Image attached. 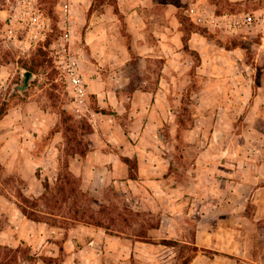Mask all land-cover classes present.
Masks as SVG:
<instances>
[{"label": "crops", "instance_id": "obj_1", "mask_svg": "<svg viewBox=\"0 0 264 264\" xmlns=\"http://www.w3.org/2000/svg\"><path fill=\"white\" fill-rule=\"evenodd\" d=\"M61 1L62 10L77 14L67 16L66 21L82 26L84 39L92 47L93 54L87 52L86 56L93 65L85 73L99 101L118 105L142 94L148 101L156 95L154 103L159 101L157 96L165 90L164 81L169 83L167 66L161 71L155 91L149 90V79L144 77L132 84L133 95L124 91L131 83L130 77L123 79L120 74L128 73L127 63L136 55L142 60L173 57L175 63L182 65L181 58H177L182 55L185 29L178 15L179 6L170 0H116V4L111 0ZM185 1L194 22L209 30L205 35L194 29L188 39L190 48L197 51L200 58L194 72L203 80L200 92L204 95L198 98L199 104H205L201 116L212 124L206 143L183 147L164 145L167 134L159 127L153 131L156 137L148 139L145 131L149 132L158 121L156 118L140 123L139 120L146 119L136 116L130 125H123L117 119L101 123L98 118L95 122L91 118L93 144L86 156L77 154L70 162L72 170L81 175L86 189L93 190L98 183L117 189L125 185L131 207L141 209L143 215L157 212L160 223L146 228L145 236L130 238L128 231L109 232L105 226L92 222L67 228L34 221L19 207L9 224L15 240L20 237L17 245L12 244L14 247L28 243L32 253L39 254L36 242L43 238L44 232L51 231L63 233L62 238L53 241L57 248L52 246L50 251L54 258L63 255L61 264H132L133 260L134 264H166L170 260L164 251L161 254L159 251L167 246L162 241L165 239L247 258L253 233L264 234V72L260 69L264 63V31L252 52L242 45L230 47L227 40L219 41L214 31L229 30L219 20L224 14L239 13L217 12L214 0ZM258 10H264V5ZM6 11L2 8V12ZM125 36L129 45L123 43ZM238 37L247 39L245 35ZM6 64L16 62H0V72L5 71ZM133 103L138 102L134 99ZM137 107L134 106L135 113L139 110ZM9 116L7 112L1 121ZM243 118L254 122L253 128L246 131L252 139L248 144L231 143L243 134L233 130L230 122ZM161 119L165 123V118ZM174 125L169 138L178 141V128ZM5 149L7 145L2 151ZM180 151L183 154L177 157L175 153ZM127 157L137 160L136 167H131ZM138 202L147 207H140ZM249 205L254 209H249ZM231 217L241 219L234 223ZM195 219L197 225L192 223ZM188 235H193L194 239L189 240ZM2 243L0 240V245ZM155 247L157 255L150 252ZM135 249L142 251L137 253ZM195 259L188 264H194ZM42 263L51 264L44 258Z\"/></svg>", "mask_w": 264, "mask_h": 264}, {"label": "rangeland", "instance_id": "obj_2", "mask_svg": "<svg viewBox=\"0 0 264 264\" xmlns=\"http://www.w3.org/2000/svg\"><path fill=\"white\" fill-rule=\"evenodd\" d=\"M62 2L0 0V62H16L6 64L8 67L4 72H0V109L8 98L7 112L10 113L8 119L4 121H1L3 116H0V240L3 241L0 247V264H43V257L50 256L51 248L54 247L53 241L63 236V233L44 232L43 238L36 242L37 250L41 253H35L33 261L26 263L22 255L25 251L29 254V245L20 243L14 247L12 244L17 245L20 237L15 240L14 231L9 228L10 220L16 217L22 198L30 199L36 204L34 208L42 209L46 215V220L42 221L50 225L68 228L91 221L92 216L94 221L102 223L109 232L115 229L124 230L128 231L130 238H137L146 235V228L156 227L160 223L161 217L156 211L153 215H143L141 209L135 210L131 207L125 185L117 189L109 184L98 183L93 190L86 189L81 175L73 171L71 166V171L66 168V162L68 160L71 162L73 157L68 151L88 150L93 144V130L91 131L90 127L93 125L92 119L95 122V118H98V122L101 123L117 119L125 125L136 116L146 119L144 122L139 120L140 123H147L149 118L151 120L156 118L157 124H153L149 132L145 131L146 137L148 139L156 137L153 131L156 132L159 127L160 130L165 129L164 132L167 134L164 145L180 147L191 143L205 144L207 132L212 125L201 116L205 104L198 102L199 96L204 95L200 92L202 77L199 73H194L196 63L199 61L198 56L184 47L182 55L177 58H181L182 65H179L178 61L175 63L173 57H151L142 60L136 55L127 63L128 73L120 74L123 79L127 75L130 77L131 83L124 91L133 95L132 84L139 83L144 77L149 79L147 82L149 90L155 91L161 71L167 66L166 75L169 77V83L164 81L165 90L157 96L160 98L159 101L156 100L154 103L156 95L154 100L148 101L144 94L134 98L137 104L133 103L134 99H126L123 104L118 105L103 104L99 101L97 92L89 87L90 82L85 73L93 65L86 56L87 52L93 54L92 47L84 39L83 27L66 21L67 16L77 14L62 10ZM180 2L183 9L188 7V1ZM214 2L218 5L215 9L217 11L233 9V12L239 14H256L262 11L258 8L264 5V0H239L236 3H231L230 0H214ZM29 4L33 9L32 17H38L36 22L32 21V17L28 18ZM2 8L7 11L2 12ZM42 19L46 20L45 27L39 25ZM263 31L264 24H258L244 25L231 31L225 29L214 31V34L219 41L227 40L228 43L235 37L245 35L249 50L252 52L256 49ZM123 43L129 45L126 36ZM93 59L96 60V56H93ZM36 62H45V65L36 67L29 86L24 87L22 74L24 69H28L24 65ZM72 64L84 77L86 83L84 97L79 95L71 80L69 68ZM192 80H195V90H190L185 95V88L193 82ZM136 105L139 109L137 113L134 109ZM146 113L148 115H140ZM161 118H165V123ZM174 124L178 128V141L169 138V135H173ZM230 124L233 130L243 134V137L238 140L234 138L231 143H250L252 137H249L246 131L253 128L254 122L243 118ZM260 125L261 123L256 124V127ZM195 136L198 139H195ZM192 139L194 141H191ZM107 142L111 144L109 140ZM153 142L158 143L157 140ZM4 145H7V150L2 151ZM182 154L181 151L175 153L177 157ZM46 181L51 184L47 190ZM201 191L205 194L204 190ZM27 204L30 206L31 202ZM138 204L140 207H147L141 202ZM250 208L254 209V206L249 205ZM84 212L86 216H83ZM240 219L230 218L234 223ZM192 223L197 225V219ZM188 239L193 240V235H188ZM263 240L264 234L253 233L247 258L217 249L201 248L180 240H176L177 242L172 245L168 241L167 246L161 247L159 251L160 254L164 251L165 257L170 260V263L166 264H188L194 258H196L194 264H258L255 261L264 264ZM57 241L58 239L56 243ZM156 248L150 249V252L157 255ZM135 251L140 253L142 250ZM134 252L132 257L135 259ZM62 257L63 255L58 257L53 264H61ZM173 259L175 261H171ZM134 263L135 260L132 264Z\"/></svg>", "mask_w": 264, "mask_h": 264}, {"label": "trees", "instance_id": "obj_3", "mask_svg": "<svg viewBox=\"0 0 264 264\" xmlns=\"http://www.w3.org/2000/svg\"><path fill=\"white\" fill-rule=\"evenodd\" d=\"M112 1L116 4V0H112ZM175 3L179 6L178 15H179V18H180V20L182 22L183 28L185 29V34L183 35L184 48L186 50H191L193 53L197 54L198 60H199L200 58H199L198 52L195 51V50H193V49H191L190 46H189V43H188L189 34L191 33L192 30L195 29V30L200 31L201 33H203L205 35H208L209 34V30L206 27L201 26V25H199V24H197V23L194 22V20L192 19L190 13L187 11V9H183V6H182L180 0H177V2H175ZM116 9H117V7H116ZM231 11L233 12V9ZM217 12L223 13L225 11H217ZM227 45L230 46V47L231 46L242 45L243 47L249 48L247 41L244 38H240V37L233 38L232 41H231V43H229ZM44 65H45V62H41V63L36 62V63L31 64V65L25 64L24 67H28V69L31 70L32 72H36V67L37 66H44ZM260 69H261V73L264 72L263 65L260 66ZM259 79H260V76H259ZM194 81L191 82V84H189V85L186 86V88H185V95H186V93H188V91L195 90V83H194ZM185 99H186V97H185ZM8 105H9V99L7 98L4 101L3 107L0 109V116L1 117L4 116L7 113ZM179 125H181L180 121H179ZM90 127H91V131H92L93 130V125L91 124ZM89 149L88 150H85V149L84 150H72L71 149V151H68V154L71 155V156H75L77 154L82 155V156H86L87 153H88V151H89ZM126 159H127V161H129V163L131 164V167L132 168L136 167L137 160L135 158H128L127 157ZM66 168L69 171H71L70 170V162H69V160L66 162ZM132 175L135 176V173L132 172ZM67 182H69V181H67ZM50 187H51L50 182L49 181H46L45 182V188H46V190L49 189ZM28 202H31L30 206H28V204H27ZM34 206H36V204L33 201H31L28 198H22V201L20 203V208H21L23 214L27 218H29L31 220H34V221L46 220L45 212L42 209H40V208H34ZM86 215L87 214L84 212L83 213V216H86ZM90 219H91V221H86V222H92V223H96V224H99V225H102L103 226L102 223H100L98 221H94V219H92V216H90ZM162 241H163V243H166V244L169 241L171 243V245H172V243H176L177 242L176 240H166V239L165 240H162ZM0 247H1V245H0ZM15 249H17V248H15ZM28 250H29V254H27L26 251H25L23 253V255H22V258L24 260H26L25 261L26 263H29V262L33 261V258H35V256H36L35 253H32L31 246L30 245H29V249ZM26 255H29V256H26ZM43 258L46 259L51 264H53L57 260V258H54L52 256H44Z\"/></svg>", "mask_w": 264, "mask_h": 264}, {"label": "built area", "instance_id": "obj_4", "mask_svg": "<svg viewBox=\"0 0 264 264\" xmlns=\"http://www.w3.org/2000/svg\"><path fill=\"white\" fill-rule=\"evenodd\" d=\"M32 6L29 4L27 8V13L29 14L28 18L32 17ZM31 14V15H30ZM32 21L36 22L38 17L33 16ZM220 23L229 30H236L244 25H258L264 24V10L261 12H257L256 14L248 13V14H224L222 18L219 20ZM39 25L42 27L46 26V20L42 19L39 21ZM70 77L75 85L76 89L79 92L81 97H84L86 94V83L84 82V77L81 72L77 69L75 65L72 64L70 66Z\"/></svg>", "mask_w": 264, "mask_h": 264}, {"label": "water", "instance_id": "obj_5", "mask_svg": "<svg viewBox=\"0 0 264 264\" xmlns=\"http://www.w3.org/2000/svg\"><path fill=\"white\" fill-rule=\"evenodd\" d=\"M22 75L24 78L23 86L28 87L30 83V79L33 78L35 74L29 69H24Z\"/></svg>", "mask_w": 264, "mask_h": 264}]
</instances>
